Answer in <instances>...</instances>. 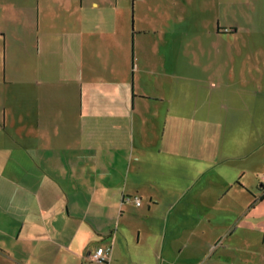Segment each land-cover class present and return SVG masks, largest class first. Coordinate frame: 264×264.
I'll return each instance as SVG.
<instances>
[{
  "label": "crops",
  "instance_id": "0c3cea01",
  "mask_svg": "<svg viewBox=\"0 0 264 264\" xmlns=\"http://www.w3.org/2000/svg\"><path fill=\"white\" fill-rule=\"evenodd\" d=\"M244 3L28 1L0 264H264V0Z\"/></svg>",
  "mask_w": 264,
  "mask_h": 264
},
{
  "label": "rangeland",
  "instance_id": "374dc122",
  "mask_svg": "<svg viewBox=\"0 0 264 264\" xmlns=\"http://www.w3.org/2000/svg\"><path fill=\"white\" fill-rule=\"evenodd\" d=\"M29 0H0V80L8 82L3 88L0 81V102L2 96L9 92L18 94L24 92L26 84V50L30 51L31 42L29 36L26 38L27 22L31 20L26 5ZM232 1H235V3ZM245 0H225L221 7V17L225 19L234 18V12L247 8ZM17 6V8H16ZM228 21V20H227ZM201 40H191L186 44L184 40L181 46L191 45L202 48L205 36L198 37ZM185 43V44H184ZM192 47V46H191ZM182 61V60H180ZM185 62V60H183ZM195 66H200L201 60H194ZM5 73V74H4ZM24 96V95H23ZM116 264V263H110Z\"/></svg>",
  "mask_w": 264,
  "mask_h": 264
},
{
  "label": "built area",
  "instance_id": "2783aa9c",
  "mask_svg": "<svg viewBox=\"0 0 264 264\" xmlns=\"http://www.w3.org/2000/svg\"><path fill=\"white\" fill-rule=\"evenodd\" d=\"M260 179L264 182V174L260 176ZM129 196H125V199H128ZM134 203L136 205L139 204V198L137 196H133ZM109 246H98L93 254L92 259L96 262V264H104L109 256ZM199 264H205V263H199Z\"/></svg>",
  "mask_w": 264,
  "mask_h": 264
},
{
  "label": "trees",
  "instance_id": "16d2710c",
  "mask_svg": "<svg viewBox=\"0 0 264 264\" xmlns=\"http://www.w3.org/2000/svg\"><path fill=\"white\" fill-rule=\"evenodd\" d=\"M105 263H106V262H105ZM105 263H104V264H105Z\"/></svg>",
  "mask_w": 264,
  "mask_h": 264
}]
</instances>
